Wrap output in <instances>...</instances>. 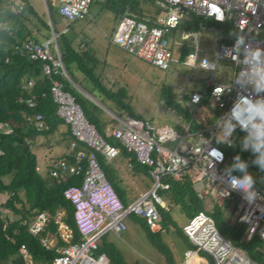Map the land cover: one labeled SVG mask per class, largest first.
<instances>
[{"label":"built area","instance_id":"2783aa9c","mask_svg":"<svg viewBox=\"0 0 264 264\" xmlns=\"http://www.w3.org/2000/svg\"><path fill=\"white\" fill-rule=\"evenodd\" d=\"M44 1L47 3V0ZM50 1L59 5V14L70 22L87 16L92 2ZM159 1L162 11L156 16L153 25L137 21L126 13L114 28L110 43L167 70L171 64V53L166 37L180 25L184 15L192 14L202 21L232 27L234 36L219 29L215 59L211 61L205 55L197 64L199 50L196 48L186 55V66L214 74L218 63L224 61L234 66L232 81L221 84L211 78L204 82L203 92H191L189 101L184 104L185 110L193 107L192 111H187L190 115L187 120L163 102V106L184 120L183 124L176 123L182 129L181 133L168 126H155L130 116L126 119L114 116L116 124L109 129L106 137L118 141L128 154L133 155L136 162L147 169L153 182L152 189L128 207L122 204L106 179L98 160L100 154L107 163H113L119 158V148L106 142L87 121L71 95L62 91L59 82H52L51 92L58 106L57 116L69 127L73 140L66 156L53 161L48 175L51 179H59L84 172L79 187H70L64 191V198L74 207V222L82 238L80 243L70 244L72 231L63 221L62 210L54 215L38 212L22 221L28 234L39 238L47 250L55 247L56 240L68 244L57 249L59 256L52 264H110L105 254L97 253L99 241L109 231L117 236L124 232V220L129 215L141 217L150 231L157 232L160 229L159 207H163L160 192L169 190L168 181H189L199 199L204 201L209 197H220L227 205L235 206L236 222L247 227L246 239L256 235L264 242V196L251 188L256 199L248 202L243 198V190H232L223 181L227 179L223 147L232 146L236 131H243L250 137L249 132L253 124L259 123V119L249 124L246 130H241L235 120L231 128L223 123L216 126L217 121L228 120L240 96L253 102L264 98V90L256 91L259 82L264 79V52L258 58L251 55L253 50L264 49V0ZM11 2L22 10L20 0ZM238 37L243 41L242 44L237 45ZM50 45L51 41H31L23 44L19 52L32 61L42 62V72L47 78L51 79L58 70L66 76L60 54L55 58ZM192 78H186V81ZM217 87L220 91L215 93ZM26 103L30 108L36 105L31 99L26 100ZM26 123L37 130L43 127L42 117L38 114L27 116ZM250 138L254 140V137ZM51 224L55 227L54 232L50 231ZM182 234L194 247L193 251L185 254L187 263L196 261L200 258L199 253H204L209 256L212 264H257L225 239L207 214L192 216L182 227ZM19 255L25 264H42L35 262L25 245L19 248ZM201 260L205 263L203 257Z\"/></svg>","mask_w":264,"mask_h":264},{"label":"trees","instance_id":"16d2710c","mask_svg":"<svg viewBox=\"0 0 264 264\" xmlns=\"http://www.w3.org/2000/svg\"><path fill=\"white\" fill-rule=\"evenodd\" d=\"M114 1L116 5L120 6L122 16L129 13L137 21H144L149 25H153L161 10L150 11L148 9V7L152 8L153 4L160 3L159 0ZM20 2L23 4L22 10L12 5L8 0H0V126L4 125L9 130L8 133L0 130V194L8 193L10 195L5 203L0 204V264H25L19 255V248L22 245L27 247L36 263L52 264L53 260L59 256L57 249L68 244L56 240L55 247L47 250L41 245L39 238L28 234L22 221L29 219L38 212H48L54 215L58 210H62L64 212L63 221L72 231L70 244L80 243L82 238L74 222V207L64 198V191L70 187H79L84 178V172L78 176H64L59 179H51L49 176L44 178L37 170V159L31 151V145L39 143L41 139L45 141L48 136L56 134L60 126L66 125L57 116L58 106L54 102L51 92L53 81L59 82L62 91L71 95L74 102L81 108L87 121L105 138L106 142L119 148V158L127 159L132 165L133 172H141L147 176L148 173L147 169L140 166L134 156L128 154L118 141L106 137L109 129L116 123L114 118V123L107 124L111 126L106 128L105 124L92 116L87 101L79 94L68 78L61 74L60 70L49 79L43 75L42 62L32 61L27 55L20 54L19 48L23 44L31 41L42 43L52 38L47 21L42 20L26 0H20ZM51 2L47 0L46 3L49 10L51 9ZM30 17L36 18L40 23L41 27L35 29L39 32L40 29L44 31L42 42L34 39L36 36L34 37L28 25L31 23ZM200 24L220 28L219 25L213 24L211 21H202L198 17L191 16L188 22L181 23L172 31L196 32L199 30ZM224 27L229 34L233 35L232 27ZM54 32L57 36L56 41L62 63L70 79L79 85L74 75V71H78L86 80L98 88L104 98L112 99L115 103L121 102L122 110L129 111V106L123 104L120 98L122 94L125 95V91L112 92L105 89L101 85L100 78L94 75L93 69L97 65V60L81 45H75L69 38L55 29ZM54 57L56 58V55ZM161 97L168 107L190 119L188 112L177 101L173 100L166 90L162 91ZM28 99L35 102L34 108L28 106L26 103ZM35 114L42 117L43 127L40 130L26 123V117ZM66 135L69 138L68 146H70L73 137L68 126ZM252 142L253 139L243 131H236L232 146L223 147L225 166L226 168L230 167L235 163L233 157L239 155L241 162L245 163L244 172L252 177L251 188L264 196V170L261 169V153L252 150ZM245 145L247 146L245 147ZM98 160L106 179L120 197L112 163H107L100 154ZM233 174L243 175L238 170H233ZM7 176L11 177L8 182L4 180ZM168 183L170 185L169 190L160 192V195L164 196L169 204L179 206L187 219L199 213L207 214L225 239L255 263L264 264V253L260 248L264 242L256 235L249 240L246 239L247 227L236 222L234 217L235 206L230 208L232 211L230 216H233L234 220H227L225 219L227 204L220 197H209L203 201L198 198L189 181L184 183L168 181ZM21 193L24 194L25 201L21 197ZM206 203H211L209 209L205 205ZM123 205L126 207V204ZM159 215L162 222L165 223L168 220L167 214L161 207H159ZM143 227L151 244L166 258L169 264H172L170 250L161 237L165 226L160 227L157 232H152L144 221ZM50 231H55L53 224L50 225ZM97 253L105 254L110 264H125L121 253L112 243L101 241Z\"/></svg>","mask_w":264,"mask_h":264},{"label":"rangeland","instance_id":"374dc122","mask_svg":"<svg viewBox=\"0 0 264 264\" xmlns=\"http://www.w3.org/2000/svg\"><path fill=\"white\" fill-rule=\"evenodd\" d=\"M8 1L15 5L11 0ZM26 1L42 20L47 21L51 34L52 30L55 29L69 38L75 45H82L98 59L100 63L94 66L93 71L97 78H103V81H101L102 87L116 92L118 88L124 86L123 83L126 84L129 99L125 102L129 105V111L132 115L123 112L121 108L101 97L100 95L102 94L100 92L99 94L97 93L99 95L97 96L93 92L90 93V89L83 85L76 88L79 94L87 101L92 116L105 124L106 128L111 126L107 124L114 123L112 118L114 116L112 115H115L121 119H126L129 116L134 117L151 122L155 126H168L177 133L182 132V129L176 123L183 124V121L187 120V118H184V120L180 119L168 107L163 106L164 101L161 94L163 90H166L169 96L184 108V104L190 99L191 91L201 92L204 89L203 80L211 77V73L203 72L198 68L192 69L185 64L187 52L184 53L183 49H186L185 46H196L193 37L190 35L184 36L180 31H172L167 35L166 40L170 48L171 64L167 70H163L136 58L122 48L110 43L109 38L122 17L121 8L115 4L114 0H92L88 15L75 22H70L61 16L58 12L59 5L55 2L50 1L51 9L49 10L44 0ZM148 9L157 11L161 9V3L153 4L152 8L148 7ZM30 19L31 23L28 25L34 33L35 28L40 27V23H38L36 18L30 17ZM219 27L225 33L227 32L223 25H219ZM219 29L214 31L200 29L196 31V34L200 35L198 46L208 51L207 54H199L197 64L205 55L211 61L215 59V52L218 49ZM34 39L42 41L36 37ZM50 48L53 55H56L57 58L56 43L51 44ZM116 49L121 50V52H117ZM119 54L124 55L127 59L126 62H122L123 60L120 58L123 57H119ZM106 74L114 78L117 83L115 86L109 85L105 81L106 78L104 76ZM232 74L233 65L220 61L217 65L214 81L222 84L230 83L233 78ZM191 77H193L192 80L186 81V78ZM192 110L193 107H190L189 110L186 109L188 112ZM0 130L4 133L9 132L4 125L0 126ZM66 132L67 126L62 125L59 127L58 132L48 136L44 143L41 144L39 142L31 145V151L37 159V170L42 177H48L53 161L67 154L69 138ZM214 144L222 147L216 142ZM115 166L117 172L124 173L126 177L130 176L129 179H126L128 184L125 196L126 207L133 205L152 189L153 182L151 178L141 172L133 174L134 172L130 168L127 159L118 158L115 161ZM10 179L11 177L8 176L4 178L7 182ZM9 197L8 193L0 194V204L5 203ZM21 197L25 201L23 193H21ZM161 200L163 203L162 209L168 217L165 223L161 220L158 222L159 227L165 226L161 233L162 240L170 250L172 264H186L185 253L191 249V246L189 240L182 234V226L186 223L187 218L179 206L169 204L164 196H161ZM205 205L208 209L211 207V203H206ZM230 208L232 206L227 205L225 219L234 220V217L230 216L232 214ZM143 222L144 220L141 217L129 215L124 220L126 227L124 232L117 236L109 231L99 242L112 243L121 253L125 264H169L166 258L151 244L144 230ZM260 248L264 253V243L260 245ZM206 257L210 260L208 256ZM201 258L188 264H205Z\"/></svg>","mask_w":264,"mask_h":264},{"label":"clouds","instance_id":"9594fccd","mask_svg":"<svg viewBox=\"0 0 264 264\" xmlns=\"http://www.w3.org/2000/svg\"><path fill=\"white\" fill-rule=\"evenodd\" d=\"M242 43L243 41L238 37L237 45ZM58 51L59 50L57 48V54L59 53ZM262 52H264V49H256L251 52V55L253 58H258L261 56ZM261 90H264V79L259 82L256 89V91ZM214 91L215 93H217L218 91H220V88L217 87ZM245 113H248V115L245 116ZM257 118L259 119V123L253 124L252 130L249 132V135L250 137H254V140L252 142V150L254 152L261 153V169L264 170V98L258 99L253 102L249 98L240 96L239 100L231 109V113L228 117V120L217 121L216 126L218 127L221 123H223L226 127L231 128L232 121L235 120L240 126L241 130H246L247 126L249 124H252L253 121H255ZM246 146L247 145H245V147ZM219 159H221L220 154ZM233 159L235 160V163H233L230 167L227 168V179L223 181L232 190H243V192L245 193L243 198L248 202H252L256 199L254 191H250L253 184L252 177L246 172H244L245 163L241 162L239 155L233 157ZM233 170H238L239 172L243 173V175H233Z\"/></svg>","mask_w":264,"mask_h":264},{"label":"crops","instance_id":"0c3cea01","mask_svg":"<svg viewBox=\"0 0 264 264\" xmlns=\"http://www.w3.org/2000/svg\"><path fill=\"white\" fill-rule=\"evenodd\" d=\"M162 11V8H161V10H160V12ZM160 12L158 13V15L160 14ZM157 15V16H158ZM191 16H194V15H192V14H187V15H184L183 16V18H182V20H181V23H186V22H188L189 20H190V17ZM194 17H196V16H194ZM200 19V18H199ZM180 23V24H181ZM201 25H202V27H201ZM39 26H40V24H39ZM41 27V26H40ZM217 27L216 26H209V25H206V26H204L203 24H200V26H199V30L201 29H208V30H212V31H214V30H217L216 29ZM53 31H54V29H53ZM219 31V30H218ZM172 32V31H171ZM42 33H44V31L42 30V29H40V32L39 31H37V30H34V33H33V35H36V38H39V39H41L42 40ZM184 36L185 35H190L191 37H193V39H194V42L196 43V46L195 47H187V46H185L186 47V49H183V51H184V53L185 52H187V54L189 53V52H192V51H195L196 50V48L199 50V54L200 53H205V54H207V50H205V49H203V48H200V46H198V43H199V40H200V35L198 34H196V32H181ZM219 33V32H218ZM225 33V32H224ZM225 34H227V35H231V34H229V32H228V30H227V32L225 33ZM206 38H208V37H206ZM218 40H219V37H218ZM44 41V40H43ZM49 41H51V42H53V40H49ZM42 42V41H41ZM207 42V41H206ZM82 46V45H81ZM56 48H57V46H56ZM82 48L84 49V50H86L83 46H82ZM124 50V49H123ZM191 50V51H190ZM116 51L118 52V51H120L121 52V50H117L116 49ZM125 51V50H124ZM189 51V52H188ZM119 52V53H120ZM89 53V52H88ZM91 56H93L96 60H97V65L100 63L99 61H98V59L93 55V54H91V53H89ZM190 54V53H189ZM119 57H123V58H120L121 60H123L122 62H126V58L124 57V55H121V54H119ZM204 57V56H203ZM137 58V57H136ZM139 59V58H138ZM142 60V59H141ZM144 61V60H143ZM227 63V62H226ZM230 64V63H229ZM232 65V64H231ZM202 71V70H201ZM204 72V71H203ZM207 73H210V72H207ZM216 73V72H215ZM215 73L213 74V73H211L212 75H211V77H209V78H206V79H204L203 80V82H202V84L205 82V81H207V80H209V79H211V78H213V80H214V75H215ZM233 73H234V66H233ZM74 75H75V77H76V79H77V82H78V84L79 85H76L74 82V86L77 88V86H84V87H86V88H88V89H90L89 90V92L91 93V92H93V94H95V95H97V96H99L98 94H99V90H98V88L96 87V86H94V84H92L90 81H88V80H86L85 79V77L81 74V73H79L78 71H74ZM106 79H105V81L106 82H108L109 83V85H112V86H115L117 83H116V81L114 80V78H111V77H109V75L108 74H106V76H104ZM232 77H233V74H232ZM100 78V81H103V78H101V77H99ZM124 84V86L123 87H120V88H118L117 90H116V92H118V91H125V95L124 94H122L121 96H120V98H121V100L123 101V104H126V105H128L125 101H127L128 99H129V95H128V91H127V86H126V84L125 83H123ZM222 84V83H221ZM81 88V87H80ZM107 90H109V89H107ZM204 90V89H203ZM203 90L201 91V92H203ZM110 91H112V90H110ZM112 92H114V91H112ZM191 92H197V91H191ZM98 93V94H97ZM101 97H103L104 98V96L103 95H100ZM172 98V97H171ZM104 99H106L107 101H109V102H112L114 105H116L117 107H119V108H121V109H123V107H122V103L121 102H119V103H115L114 102V100H112V99H107V98H104ZM173 99V98H172ZM173 100H175V99H173ZM176 101V100H175ZM129 106V105H128ZM123 112H126L127 114H132L130 111H123ZM181 115V114H180ZM112 116H115V115H112ZM190 116V115H189ZM112 118H114V117H112ZM120 118V117H119ZM134 118V117H133ZM43 141H44V139H43ZM43 141H41L40 140V143H42ZM116 161V160H115ZM115 161L112 163V167H113V171H114V177H115V182H116V185L118 186V193L120 194V197H119V199L121 200V202L123 203V204H126V191H127V187H128V184H127V178L129 179V177L130 176H127L126 177V175L124 174V173H120V172H117V169H116V166H115ZM133 174H136L135 172L133 173ZM117 194V193H116ZM118 195V194H117ZM119 196V195H118ZM189 219H187L186 220V223H187V221H188ZM185 223V224H186ZM184 224V225H185ZM183 225V226H184ZM182 226V227H183ZM190 246H191V249L189 250V251H193L194 250V247L192 246V244L190 243ZM188 251V252H189ZM187 253V252H186ZM185 253V254H186ZM207 255L206 254H204V253H199V257H203L204 259H205V264H211L212 263V261H211V259L209 260L207 257H206ZM209 257V256H208ZM186 258V257H185ZM186 264H188V263H186Z\"/></svg>","mask_w":264,"mask_h":264},{"label":"water","instance_id":"95a60500","mask_svg":"<svg viewBox=\"0 0 264 264\" xmlns=\"http://www.w3.org/2000/svg\"><path fill=\"white\" fill-rule=\"evenodd\" d=\"M51 40H53L55 43H56V46H57V48H58V45H57V36H56V34H55V32L52 30V39ZM59 52V51H58ZM66 77L68 78V80L72 83V84H74L73 83V81L70 79V77H69V75L66 73ZM41 141H43V139H41Z\"/></svg>","mask_w":264,"mask_h":264}]
</instances>
